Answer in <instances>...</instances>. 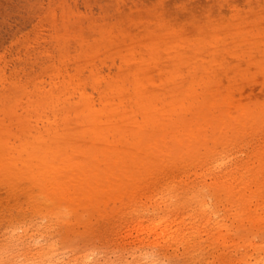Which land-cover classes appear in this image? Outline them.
Segmentation results:
<instances>
[{
  "label": "rangeland",
  "instance_id": "1",
  "mask_svg": "<svg viewBox=\"0 0 264 264\" xmlns=\"http://www.w3.org/2000/svg\"><path fill=\"white\" fill-rule=\"evenodd\" d=\"M138 90L171 120L162 151L146 145L151 124L141 147L130 128L82 134L81 92L96 107L107 92L127 112L113 120L144 124ZM184 122L200 125L195 152L177 147L193 142ZM52 127L130 169L104 178L98 208L72 212L27 177H0V264H40V252L41 264H264V0H0L2 152L27 156L22 141ZM162 217L177 239L146 230Z\"/></svg>",
  "mask_w": 264,
  "mask_h": 264
},
{
  "label": "bare ground",
  "instance_id": "2",
  "mask_svg": "<svg viewBox=\"0 0 264 264\" xmlns=\"http://www.w3.org/2000/svg\"><path fill=\"white\" fill-rule=\"evenodd\" d=\"M122 81L120 78L109 79L107 84L111 88L118 87ZM69 84L78 83L76 77H71L68 81ZM120 92V91H119ZM213 93L210 99L211 103H218L217 98H215ZM136 102L139 109L143 112L146 117V123L140 124L135 123L131 117H129L127 122L120 123L119 120H113L112 116H116L119 113L127 116L125 110L120 111L117 106H112L111 97L107 92H101V106L96 107L92 103L91 99L84 93L81 92L80 99L83 101L82 106L76 107L77 111L80 113V119L85 123L86 129L82 133L84 136L90 138L105 137L109 131L116 129L117 134L123 135L125 128L132 129V134L134 137L133 145L141 147L143 145V131L147 124L152 125L154 130V135L151 137L150 141L147 142L149 149L154 151H162L160 145H166L161 143V138L158 136L163 129L167 128L171 124V120L166 118V109L161 110L155 107L153 103L152 96H145L144 91L138 90L136 92ZM147 98V100H144ZM178 106V103L171 104L167 109H173ZM58 115H55V123H57ZM126 118V117H125ZM185 123V122H184ZM146 124V125H145ZM185 127L188 129L187 134L191 136L189 142L181 137L176 138L177 147L179 149L187 147L188 151L195 152L197 143L201 140V129L199 124H194L190 126L189 122H186ZM69 132V131H68ZM63 133L65 135H68ZM159 132V133H158ZM186 133V132H185ZM62 136V133L58 132L56 128H51L47 130V133H38L34 136L33 142L22 141L20 145H35L30 152L25 157H6L2 152V145H10L7 141L0 138V177L15 178L18 176L27 177L31 181L37 183L42 190L45 200L51 201L56 206L60 205L61 201L68 202L67 209L72 212L79 206L86 209L88 208H98L97 202H99L98 191L100 190V184L103 182L104 178L110 179L111 170L119 169L122 172H128L130 167L123 165L121 166V156L114 155L110 156L108 152L104 149L102 153L104 156L100 158V149L94 148L90 143H75V142H61L57 140L56 137ZM65 138V137H64ZM44 145V146H42ZM48 145V146H46ZM68 145H81L73 146L68 149ZM89 157L86 158V152L92 150ZM85 153V154H84ZM129 159H131L132 169L141 166L144 163L145 157H137V153H127ZM104 158L105 165L100 162ZM119 166V167H118ZM128 167V168H127ZM71 169V172L66 171V169ZM121 172V173H122ZM224 188L233 192V187L231 185H225ZM73 205V207H70ZM55 207L50 208L51 212H57ZM56 213V214H57ZM173 221L166 217H162L158 221H155L153 225H149L146 230H154L155 227L163 226L160 235L157 238L162 239H177L178 234L174 233V230L170 228L173 225ZM145 238V237H144ZM42 252H40L39 263H43L45 260L41 257ZM13 263H16L15 261ZM19 264V263H17ZM22 264H26L22 261Z\"/></svg>",
  "mask_w": 264,
  "mask_h": 264
}]
</instances>
